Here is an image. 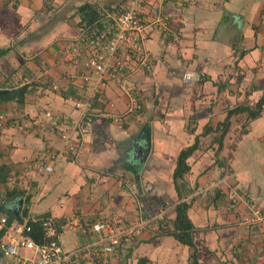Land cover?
I'll return each instance as SVG.
<instances>
[{
  "label": "crops",
  "instance_id": "0c3cea01",
  "mask_svg": "<svg viewBox=\"0 0 264 264\" xmlns=\"http://www.w3.org/2000/svg\"><path fill=\"white\" fill-rule=\"evenodd\" d=\"M124 1L0 0V91L26 87L22 104L0 100V212L76 221L68 250L110 213L145 220L113 264H191L194 251L199 264H264V0H151L168 22L147 38L151 69L99 74L76 43L78 9ZM182 202L194 248L173 236Z\"/></svg>",
  "mask_w": 264,
  "mask_h": 264
},
{
  "label": "built area",
  "instance_id": "2783aa9c",
  "mask_svg": "<svg viewBox=\"0 0 264 264\" xmlns=\"http://www.w3.org/2000/svg\"><path fill=\"white\" fill-rule=\"evenodd\" d=\"M98 9L97 20L92 24L82 25L76 40L78 49L86 57V66L99 74L107 73L109 76L149 71L151 63L145 51L147 38L155 29L157 32H168V22L161 16L159 7L151 0H128L121 6ZM125 93L130 97L127 113L138 110L140 106L136 101L135 92L129 88ZM76 106L79 107V104ZM114 120L121 122L119 117H114ZM85 121L90 123L91 117L88 116ZM63 135L66 139V135ZM73 148L69 146V149ZM44 170L46 173L52 171L50 166H45ZM229 208L235 209V198L231 199ZM255 214L259 215L250 228L259 227L263 223L260 212ZM75 222L71 220L58 228L50 217L9 221L7 215L0 213V264L114 262L127 252L128 246L147 225L145 220L130 223L127 227L122 223L117 225L118 222L114 224L107 218L97 220L89 224L85 233L87 239L82 245L66 250L62 235L75 228ZM33 225L41 229V238L38 241L32 237ZM80 259H83V262L78 263L77 260Z\"/></svg>",
  "mask_w": 264,
  "mask_h": 264
},
{
  "label": "trees",
  "instance_id": "16d2710c",
  "mask_svg": "<svg viewBox=\"0 0 264 264\" xmlns=\"http://www.w3.org/2000/svg\"><path fill=\"white\" fill-rule=\"evenodd\" d=\"M127 1L128 0H125L123 4H125ZM98 8H99V6L98 7H92L89 4H85L84 6H81L78 9V12L80 13V15H82L83 19H85V22L83 23V25L84 24H92L93 22H95L97 20L98 10H99ZM98 27H100V25L97 26V28ZM8 51H9V49H0V58L5 56ZM25 90H26V87H22L18 91L4 94V95L0 96V100L10 101V100L15 99L17 103L22 104L23 103V95H24ZM258 111H260L259 108H257L255 113H250L251 116L253 117V116L257 115L259 113ZM86 119H87V117H86ZM187 156H188V152L182 153L179 156L177 167H176V170L174 171V174H173L174 181L177 178H181L183 176V174L188 171V166L185 163ZM8 175H9V171H8L7 167L0 165V183L5 182ZM238 202H239V199L235 198V209L238 206ZM187 210H188V204H186L184 202H182L176 206V218L173 222V228H174L173 229V234H174L173 236H175L177 238V240L180 241L182 244H185V245H188V246L194 248V246L191 242V238H190L191 235L189 233L192 230V224L187 217ZM8 219H9V221H12L15 219L20 220V219H17L15 217L13 218L12 216H8ZM32 237L36 241H38L41 238V229L37 225H33ZM0 238H1V232H0ZM193 250H195V249H193ZM0 259H1V254H0ZM144 263H145L144 260H140L137 264H144ZM191 264H199V261L195 255V251L191 257Z\"/></svg>",
  "mask_w": 264,
  "mask_h": 264
},
{
  "label": "rangeland",
  "instance_id": "374dc122",
  "mask_svg": "<svg viewBox=\"0 0 264 264\" xmlns=\"http://www.w3.org/2000/svg\"><path fill=\"white\" fill-rule=\"evenodd\" d=\"M54 2V0H52L51 2L49 1V3H53ZM122 4H120V5H117V6H121ZM117 6H111V7H102V8H107V9H110V8H114V7H117ZM13 92V91H12ZM15 107V106H14ZM14 110V109H13ZM15 111V110H14ZM108 216V218L107 219H110V220H112L113 221V223L115 224V222H118L119 224H117V225H119L120 226V223H121V221L120 220H118L117 219V217L119 216V215H112L111 213L110 214H108L107 215ZM123 223H124V225H125V227H127L129 224H130V222H126V221H122ZM133 223H135V222H133ZM122 225V224H121ZM66 249V248H65ZM66 250H68V249H66ZM123 251V250H122ZM121 251V252H122ZM126 254H127V252L125 251L124 253H123V256H125V257H123V258H125L126 259ZM123 261H124V259H123ZM106 264H113V262H107Z\"/></svg>",
  "mask_w": 264,
  "mask_h": 264
},
{
  "label": "water",
  "instance_id": "95a60500",
  "mask_svg": "<svg viewBox=\"0 0 264 264\" xmlns=\"http://www.w3.org/2000/svg\"><path fill=\"white\" fill-rule=\"evenodd\" d=\"M7 93H10V91H0V96L4 95V94H7Z\"/></svg>",
  "mask_w": 264,
  "mask_h": 264
}]
</instances>
